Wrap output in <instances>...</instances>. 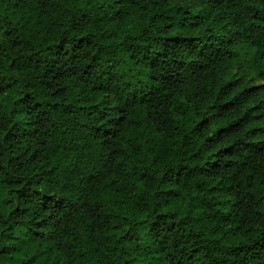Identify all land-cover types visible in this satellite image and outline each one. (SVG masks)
I'll return each mask as SVG.
<instances>
[{"label":"clouds","instance_id":"obj_1","mask_svg":"<svg viewBox=\"0 0 264 264\" xmlns=\"http://www.w3.org/2000/svg\"><path fill=\"white\" fill-rule=\"evenodd\" d=\"M0 264H264V0H0Z\"/></svg>","mask_w":264,"mask_h":264}]
</instances>
